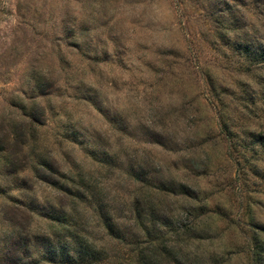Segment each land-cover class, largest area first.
Here are the masks:
<instances>
[{
	"label": "rangeland",
	"instance_id": "374dc122",
	"mask_svg": "<svg viewBox=\"0 0 264 264\" xmlns=\"http://www.w3.org/2000/svg\"><path fill=\"white\" fill-rule=\"evenodd\" d=\"M260 142L264 0H0V264H264Z\"/></svg>",
	"mask_w": 264,
	"mask_h": 264
},
{
	"label": "trees",
	"instance_id": "16d2710c",
	"mask_svg": "<svg viewBox=\"0 0 264 264\" xmlns=\"http://www.w3.org/2000/svg\"><path fill=\"white\" fill-rule=\"evenodd\" d=\"M260 143H261V142H260ZM261 144L264 145V143H261ZM259 247H264V245L262 244L261 246H255V247H254V250L257 249V248L260 249ZM257 254H259L260 256H261V255H264V249L258 250ZM261 261H262V260H261ZM262 263H263V261H262Z\"/></svg>",
	"mask_w": 264,
	"mask_h": 264
}]
</instances>
